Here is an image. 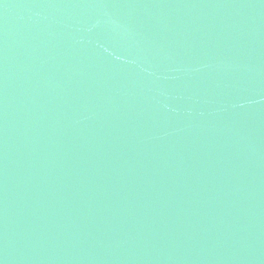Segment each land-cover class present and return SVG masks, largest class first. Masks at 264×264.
<instances>
[{"label":"water","instance_id":"1","mask_svg":"<svg viewBox=\"0 0 264 264\" xmlns=\"http://www.w3.org/2000/svg\"><path fill=\"white\" fill-rule=\"evenodd\" d=\"M0 264H264V0H0Z\"/></svg>","mask_w":264,"mask_h":264}]
</instances>
